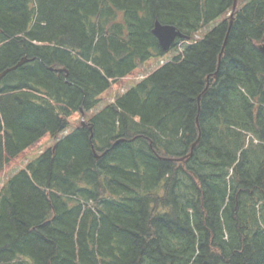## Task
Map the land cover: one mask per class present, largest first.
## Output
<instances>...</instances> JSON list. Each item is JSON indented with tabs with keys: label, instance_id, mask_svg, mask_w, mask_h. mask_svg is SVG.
Returning <instances> with one entry per match:
<instances>
[{
	"label": "trees",
	"instance_id": "16d2710c",
	"mask_svg": "<svg viewBox=\"0 0 264 264\" xmlns=\"http://www.w3.org/2000/svg\"><path fill=\"white\" fill-rule=\"evenodd\" d=\"M233 5L0 0V73L26 58L0 81V172L55 141L0 188V264H264V0ZM156 21L192 41L164 51Z\"/></svg>",
	"mask_w": 264,
	"mask_h": 264
},
{
	"label": "rangeland",
	"instance_id": "374dc122",
	"mask_svg": "<svg viewBox=\"0 0 264 264\" xmlns=\"http://www.w3.org/2000/svg\"><path fill=\"white\" fill-rule=\"evenodd\" d=\"M223 18L224 17H222L220 20H222ZM211 25H212V23L209 24V26H207V27H211ZM172 53L174 54V50H172L170 52V54H172ZM170 54H169V56H170ZM167 58H168V56H167ZM157 60L151 59V60L147 61L144 66H142L141 68H137L131 75L125 77L126 79L124 78L120 82H118L116 85H114L108 93L103 95V97H102V99L104 100L103 102H101L95 109L85 113L87 115V118H89V116H92L96 111L100 110L103 105H106L107 103L112 102L114 100L115 95H117L120 92H123L124 90L126 91L132 84L140 81L146 75H148L152 71H154L159 66ZM128 80H130L129 83H127L124 87H121V89H119L120 84H121V86H123L124 83ZM123 81H125V82H123ZM79 121H81V120L77 119V120H75V122L72 121V124L77 125L79 123ZM250 137H251V135L248 136V140L250 139ZM54 143H55L54 139H51V140L49 139L44 144L35 145L33 149L31 148L27 152H23L18 158L12 159L8 163H6L4 165L3 170L0 172V188L2 187L3 181L6 180L7 178H9L11 175H13L17 171V169L23 168L29 159H32L33 156L40 154L46 148L52 147L54 145Z\"/></svg>",
	"mask_w": 264,
	"mask_h": 264
},
{
	"label": "water",
	"instance_id": "95a60500",
	"mask_svg": "<svg viewBox=\"0 0 264 264\" xmlns=\"http://www.w3.org/2000/svg\"><path fill=\"white\" fill-rule=\"evenodd\" d=\"M235 7H236V1H235L234 9H235ZM152 32L157 37L158 42H159L161 48L164 51H167L171 47V45L174 43L175 39L178 36L179 37H183L184 36L181 33V31H179L178 29H176L175 26L169 25V24H161L159 21H156L155 22V25L153 27ZM261 49L264 52V44L261 45ZM25 61H26V58H24L23 60H21L17 65H15L13 67H10V68H7L6 70H4L2 73H0V79L4 75H6L9 71H11V70L17 68L19 65L23 64V62H25ZM182 159H184V158H182Z\"/></svg>",
	"mask_w": 264,
	"mask_h": 264
}]
</instances>
